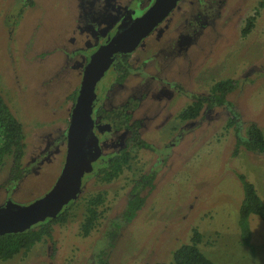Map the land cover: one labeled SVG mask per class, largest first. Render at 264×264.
<instances>
[{"label": "rangeland", "instance_id": "374dc122", "mask_svg": "<svg viewBox=\"0 0 264 264\" xmlns=\"http://www.w3.org/2000/svg\"><path fill=\"white\" fill-rule=\"evenodd\" d=\"M152 0H0V94L25 136L23 177L0 172V207L26 205L45 194L61 172L73 97L86 59L104 43L127 9L142 14ZM256 14V16H255ZM253 29L243 37L247 18ZM122 85L108 70L96 84V106L106 110L140 97L141 137L130 168L112 183L84 176L68 221L51 238L0 264H109L169 262L198 230L200 251L214 264H264V223L250 216V245L241 243L239 175L264 201V153L236 149L228 106L205 108L193 121L179 115L192 97L233 80L226 100L238 114L240 138L249 124L264 137V0H180L130 56ZM125 134L105 133L102 151L117 152ZM100 164V163H98ZM95 167V165H94ZM142 206L132 221L122 214L141 178ZM141 184V185H140ZM143 182L138 186H142ZM104 192V212L86 238L79 235L86 197Z\"/></svg>", "mask_w": 264, "mask_h": 264}, {"label": "trees", "instance_id": "16d2710c", "mask_svg": "<svg viewBox=\"0 0 264 264\" xmlns=\"http://www.w3.org/2000/svg\"><path fill=\"white\" fill-rule=\"evenodd\" d=\"M255 16L247 18L245 21V26L241 32L243 37L247 36L253 29ZM128 56H117L115 62H113L112 67L117 75L116 84L121 85L130 73L131 68ZM235 86V81L230 79L214 83L208 97H193L191 104L178 118L181 121H193L201 115L205 108L228 106L231 108L233 118L227 124V127L234 128L237 140L234 153L239 147H243L253 153H264V137L256 124H249L246 130V137L244 139H242L243 137L240 138V127L236 122L238 114L232 110L231 104L226 100L227 94L232 92ZM74 96L73 101L75 103L78 98V91H75ZM136 107L137 102L131 99L118 108L104 110L102 107H98L94 109V118L109 123L115 132L124 131L128 134L123 146L117 152L107 155L103 163L94 171V176L102 183H112L121 177L130 168V163L134 159V150L147 149L149 147L140 136L139 122L131 119V113ZM25 150L26 144L22 125L14 117L0 94V172L5 165L6 159H10V179L13 182L19 181L23 177ZM149 179L148 177H142L139 183L143 182V185L136 186L132 191V196L122 214L124 223L132 221L141 208L142 198L139 192L145 184L149 183L147 182ZM239 180L242 188V199L238 209L237 225L241 243L249 246L251 239L249 218L250 216H256L264 223V201L258 195L255 185L249 182L245 176L239 175ZM74 201H70L64 206L55 218L41 221L26 232L0 236V261L11 260L20 253L28 252L34 245L50 239L53 227L55 225H63L68 221ZM105 202L106 196L104 192H98L84 199L85 214L79 231L81 237H88L96 228L104 212L102 208ZM201 242V233L196 229L192 230L189 241L181 244L173 251L171 261L150 264H214L198 248ZM95 264H109L106 253L101 252L98 254Z\"/></svg>", "mask_w": 264, "mask_h": 264}, {"label": "water", "instance_id": "95a60500", "mask_svg": "<svg viewBox=\"0 0 264 264\" xmlns=\"http://www.w3.org/2000/svg\"><path fill=\"white\" fill-rule=\"evenodd\" d=\"M178 1L152 0L135 18L128 11L113 36L89 56L82 72L78 98L70 113L61 172L53 186L29 204L17 205L8 201L0 207V236L26 232L41 221L55 218L64 206L76 200L83 177L92 172V164L101 156L92 118L96 84L111 67L114 56L135 51L167 18L170 8ZM98 127L102 132L103 125ZM104 127L110 130L109 126Z\"/></svg>", "mask_w": 264, "mask_h": 264}, {"label": "flooded vegetation", "instance_id": "af4514ba", "mask_svg": "<svg viewBox=\"0 0 264 264\" xmlns=\"http://www.w3.org/2000/svg\"><path fill=\"white\" fill-rule=\"evenodd\" d=\"M179 2V1H178ZM151 4V3H150ZM149 4V5H150ZM148 5V6H149ZM176 5H177V3L175 4V5H173L171 8H170V12H169V15L171 16V12H172V10H173V8H175L176 7ZM147 6V7H148ZM146 7V8H147ZM128 11H129V13L131 14V16L133 17V18H135V17H137V14H136V12H135V10L134 9H127L126 11H125V13H124V15L121 17V19H120V21L118 22V24H117V26L115 27V29H114V31L112 32V33H110L109 34V36L104 40V43H102V44H105L112 36H113V34L116 32V29H117V27H118V25L120 24V22H121V20L123 19V17L128 13ZM169 15L167 16V18L169 17ZM139 16V15H138ZM166 20V19H165ZM164 20V21H165ZM163 21V22H164ZM162 22V23H163ZM161 23V24H162ZM160 26V25H159ZM154 31V30H153ZM152 31V32H153ZM152 32H151V34H152ZM144 42V40L142 41V43ZM141 43V44H142ZM102 44H100V45H102ZM140 44V45H141ZM100 45H98L97 47H99ZM139 45V46H140ZM138 46V47H139ZM96 47V48H97ZM138 47L135 49V51L138 49ZM96 48L94 49V51L96 50ZM93 51V52H94ZM135 51H133L132 53H129V54H117V55H115L114 56V61L113 62H115V60H116V58H117V56H121V55H129L128 56V62H129V65H130V56L135 52ZM92 52V53H93ZM91 53V54H92ZM90 54V55H91ZM90 55H88V57H87V59H86V63H87V61H88V58H89V56ZM86 65V64H85ZM112 65H113V63H112ZM112 65H111V67L108 69V70H114V68L112 67ZM85 67V66H84ZM130 68H131V65H130ZM131 71H132V69L130 70V73H129V75L131 74ZM108 72V71H107ZM106 72V73H107ZM114 72H115V70H114ZM116 73V72H115ZM106 75V74H105ZM129 75H128V77H129ZM104 78V77H103ZM102 78V79H103ZM125 82V81H124ZM123 82V83H124ZM122 83V84H123ZM121 84V85H122ZM194 97H197V96H194ZM193 98V97H192ZM135 100L136 102H137V107H136V109L135 110H138V107H139V105H140V100L142 101V99L140 98V97H134V96H132L131 98H128V100L127 101H129V100ZM97 100V99H96ZM96 100H95V102H94V105H93V112H92V118H93V121H94V127H93V132H94V134L96 135V137L98 138V143H99V146H100V149H101V156H100V158L98 159V160H96L93 164H92V166H93V170H92V172L91 173H89V174H86L87 176H90V175H94V171H96L97 169H98V167L103 163V161L105 160V158H106V156L107 155H109V154H105L103 151H102V148H101V145H100V143H101V137L105 134V133H119V134H125L126 135V138L128 137V134H127V132H115V131H113V129H112V126L109 124V123H107V122H105V121H99L97 118H94V109L96 108H98L97 106H96ZM126 101V102H127ZM140 102V103H139ZM124 105V104H123ZM122 106V105H121ZM121 106H116V107H114V108H118V107H121ZM114 108H111V109H114ZM104 109V108H103ZM104 110H106V109H104ZM108 110H110V109H108ZM134 110V111H135ZM133 111V112H134ZM132 112V113H133ZM131 113V115H132V121H138L139 122V125H140V128H139V132H140V129H141V123H143L142 121H140V120H135L134 119V116H133V114ZM98 125H103V127H101V130H102V132H100V129H99V127H98ZM104 126H109L110 127V130L109 131H107L106 129H105V127ZM140 136H141V132H140ZM126 138H124L123 139V142H122V144L117 148V151L123 146V144H124V142H125V140H126ZM142 138V137H141ZM98 163H100V164H98ZM94 165H95V167H94ZM85 175V176H86ZM84 178V177H83ZM82 183H83V181H82ZM138 182H135V184L133 185V189H132V191L134 190V188L136 187V186H138ZM141 185V184H140ZM136 190V189H135Z\"/></svg>", "mask_w": 264, "mask_h": 264}]
</instances>
